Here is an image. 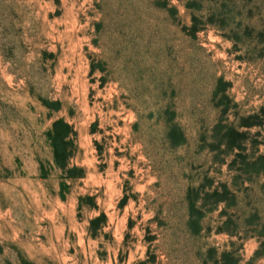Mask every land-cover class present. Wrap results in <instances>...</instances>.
<instances>
[{
	"label": "rangeland",
	"instance_id": "rangeland-1",
	"mask_svg": "<svg viewBox=\"0 0 264 264\" xmlns=\"http://www.w3.org/2000/svg\"><path fill=\"white\" fill-rule=\"evenodd\" d=\"M146 261L264 264V0H0V264Z\"/></svg>",
	"mask_w": 264,
	"mask_h": 264
},
{
	"label": "trees",
	"instance_id": "trees-1",
	"mask_svg": "<svg viewBox=\"0 0 264 264\" xmlns=\"http://www.w3.org/2000/svg\"><path fill=\"white\" fill-rule=\"evenodd\" d=\"M172 117L174 114H170ZM169 124L166 126L165 139L166 142L172 147H178L182 145L185 141V136L181 128L175 123L174 118H170ZM72 128L65 123L63 120H57L53 123L51 130L48 132V138L51 144L53 159L57 168L63 172L68 171L69 161L73 155L74 140H73ZM71 170H69L70 172ZM76 178V177H68ZM83 199L79 198V206L81 207ZM188 201V221L187 226L193 231L199 230L200 224L197 219H194L195 214H197V209L195 207L194 201L190 199V195L187 196ZM201 215V214H200ZM198 217H201L198 215ZM106 216L101 213L99 216L91 219L89 221V232L97 233L102 227L106 225ZM130 227V226H129ZM95 236V235H94ZM93 236V237H94ZM223 256H225L223 254ZM235 261V260H234ZM142 264H154V262L146 261Z\"/></svg>",
	"mask_w": 264,
	"mask_h": 264
}]
</instances>
